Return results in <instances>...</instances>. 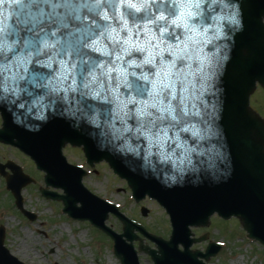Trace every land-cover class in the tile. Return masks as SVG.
Listing matches in <instances>:
<instances>
[{"label":"snow or ice","instance_id":"obj_1","mask_svg":"<svg viewBox=\"0 0 264 264\" xmlns=\"http://www.w3.org/2000/svg\"><path fill=\"white\" fill-rule=\"evenodd\" d=\"M230 2L227 28L236 34L239 44L235 40L225 44L228 51L216 59V69L224 68L221 76L225 82V64L232 65L237 77L247 76L253 48L245 41L253 34H264V13L253 15L249 23L245 17L249 0ZM200 3L201 0H0V133L8 128L2 107L5 103L34 112L39 121L69 128L85 124L103 128L109 142L118 141L122 151L141 157L144 166H152L153 172L164 171L158 164L172 163L173 170L164 180L168 195L180 202L200 203L210 197L231 200L241 209L243 226L255 233L264 224V209L259 213L252 210L246 193L237 186V177L239 164L246 161L245 149L252 132L257 127L264 129V123L248 118L247 126L236 125L229 147L223 95L220 110L213 105L208 111L195 103L199 95L187 79L190 71L180 73V79L175 81L171 74L157 79L161 57H154V64L143 66L149 72L144 78L142 68L129 62L146 53L123 51L129 29L134 30L135 39L145 36V26L151 29L157 38L149 42L153 48L159 40L183 39L176 32L177 24L171 23L173 20L186 26L183 32L195 36ZM130 4L138 7L132 9ZM117 32L120 38L114 39ZM165 54L171 59L170 53ZM186 67L191 69L190 64ZM217 91L222 94L224 89ZM45 109L50 110V115H45ZM217 119L221 121L219 127ZM187 134L194 145L216 139L218 146L212 149L209 170L193 164V154L204 153L198 152L196 146L187 147ZM137 142L139 151L133 147ZM171 255L180 257L182 253L172 249Z\"/></svg>","mask_w":264,"mask_h":264},{"label":"water","instance_id":"obj_2","mask_svg":"<svg viewBox=\"0 0 264 264\" xmlns=\"http://www.w3.org/2000/svg\"><path fill=\"white\" fill-rule=\"evenodd\" d=\"M255 1L260 0H249L245 7L246 22L250 23L253 15L259 14L260 9L255 8L250 3ZM210 25L211 21L209 20L203 28L198 27L197 29L198 32L203 33V35L195 37V40L198 41L196 48L200 50L199 59L194 57L192 60H188L185 58L182 62L177 61V67L186 68V72L190 71L192 73L187 79L192 81V86L195 87L199 95V99L195 101L198 106L206 107L208 111H212V106L216 105L217 111H219L220 97L223 95L228 114V129L225 137L229 147H231L233 129L236 125L245 124L247 126L248 118H251L254 123H263L260 117L249 109L248 99L255 90L256 83L264 88V47L262 42L259 41L264 37V34H253L250 40L245 41L246 43L250 42L253 48V58L247 67V76L237 77L232 71V65L225 64V68H227L225 82V79L221 76L224 68L219 71L216 69V59L228 51L223 47L225 44L231 45L233 40L239 44V39L222 23L220 25L222 33L220 37L207 39L214 31ZM183 31L182 28H176L178 34L183 33ZM121 35L125 34L121 33ZM133 36L135 39V33ZM225 36L231 37V39H225ZM143 38L144 36L141 34V39ZM134 55L139 56L140 54L134 53ZM165 55L167 56V54ZM189 64L191 69L186 67ZM201 83L203 84L202 88ZM220 88L224 89L222 94L217 91ZM2 107L3 115L8 121V128L0 133V142L13 145L28 155L36 163L37 168L46 173V186L61 189L64 192L63 196L56 197L47 193L46 190H41L43 196L61 201L64 207L63 213L71 219L89 221L92 226L110 236L114 241V252L122 264H137L136 254L131 245L126 247L124 240H122L123 237L130 242L136 239L133 236L134 230L141 232L147 239L158 245L159 256H156L154 252L141 244L139 247L141 251L152 257L155 264H202L198 261V258H204L208 261L209 257L215 255L219 248L215 245H209L204 255L197 251H189L191 245L198 240H190L191 234L188 228L190 226L206 225L209 217L214 213L225 220L231 217L237 218L243 230L247 233V238L264 245V224L260 225L255 233H250L239 219L241 209L235 202L212 197L200 203H194L190 200L180 202L176 197L168 195L164 180L166 175L173 170L171 162L158 164V167L164 171L155 173L152 171V166L147 168L144 166V160L141 157L126 150L122 151L118 146V141L112 140L109 142L110 137L103 134L105 132L103 128L98 129L88 124L83 125L81 128H69L68 125L36 120L34 112L27 113L26 109L14 108L7 103ZM44 111L45 115H50V110L45 109ZM18 120L22 123H18ZM71 123V121L68 122V124ZM31 124L39 125V127L33 129L27 126ZM220 124L221 121L217 119L216 126L219 127ZM184 135V133H181L182 137ZM187 135L189 137L186 142L187 147L196 146L198 152L204 153L202 156L193 154V164L209 170V165L213 163L212 149L214 145L218 146L216 139L209 138L194 145L191 135ZM182 142L184 141L182 140ZM67 143L75 147H82L90 165L101 161L107 162L115 174L127 181L136 201H140L146 195L155 199L170 217L172 233L169 242H163L159 238L148 235L142 228L119 215L115 207L86 191L81 185L84 173L78 168L66 165L61 155V150ZM138 144L139 142L133 144V147H137ZM261 146H264V129L257 127L253 130L250 143L245 149L246 161L238 166L237 177V186L246 193V198L251 203L252 210L257 213L264 209V151H261ZM144 147H146V143ZM137 151H139V147H137ZM206 158L208 159L206 160ZM153 160H156L155 156ZM8 168L13 176L8 177L3 173L6 178V188L15 198L17 208L27 215L22 209L20 190L32 181L22 175L18 167L9 164ZM0 169L3 170L4 167L0 166ZM77 204L80 206L77 207ZM109 212L120 219L123 230L121 236H117L105 227L104 223ZM30 219L33 220L34 217L31 216ZM3 241L4 230L0 227V264H21L9 255L3 247ZM179 244L183 247L182 252L177 249ZM172 249L182 253V256L171 255Z\"/></svg>","mask_w":264,"mask_h":264},{"label":"rangeland","instance_id":"obj_3","mask_svg":"<svg viewBox=\"0 0 264 264\" xmlns=\"http://www.w3.org/2000/svg\"><path fill=\"white\" fill-rule=\"evenodd\" d=\"M253 102L264 111L262 90L255 93ZM252 108L256 110L254 105ZM257 112L263 116L262 112ZM65 149L64 155L68 163L88 169L80 150L68 147ZM6 161L21 167L23 173L35 181L21 190L23 209L36 217L34 221H29L15 208L13 199L5 189V181L0 177V226L4 227V247L10 255L22 264H121L113 255L112 242L108 238L92 229L88 223L68 219L61 213L60 203L40 196L39 188L44 187L43 174L35 170L27 157L10 147L0 145V163L4 164ZM90 171L83 179L87 190L116 205L119 213L141 224L146 231L168 239L171 231L168 218L155 202L145 199L136 204L131 199L126 183L114 176L104 164L96 165ZM140 208L148 211L146 217L141 216ZM211 222L206 230H191L195 238L207 232V241L221 244V251L209 264H264V248L247 240L245 232L235 220L222 221L216 218ZM105 224L114 232L121 233V225L112 215ZM23 241L28 248L27 256L17 252ZM145 243H148L149 248L155 249L151 243ZM206 244L194 245L192 249L203 251ZM133 246L137 249L135 241ZM137 258L139 264H153L149 256L143 253H138Z\"/></svg>","mask_w":264,"mask_h":264},{"label":"clouds","instance_id":"obj_4","mask_svg":"<svg viewBox=\"0 0 264 264\" xmlns=\"http://www.w3.org/2000/svg\"><path fill=\"white\" fill-rule=\"evenodd\" d=\"M129 7L136 9L138 5L130 4ZM231 7L232 4L230 0H201V3L197 6V28H203L204 24L210 20V27L214 29L212 35L207 37V39H217L220 37L222 34L220 27L221 23L224 25V27H227V25L230 23L229 12ZM160 18L162 19L163 17ZM171 23L177 24L178 28L183 29L186 27L183 23H177V20H173ZM124 27L128 28V25L125 24ZM133 31V29L128 30L127 37L123 40V51L124 53H129L132 51L146 53V55L142 58H136L129 62L142 68L144 71V78L149 76V72L143 66L145 64H154L153 58L161 57L159 65L156 67V71L159 74L157 79H159L160 76L168 78L171 74L174 78V81L178 80L180 79L179 74L185 72L186 68H178L177 61L184 60L185 58L192 60L199 51V49L196 48L198 41L195 40L196 36H201L199 32H197L195 36H190L188 33L183 32L181 33L183 39L177 37L176 40H159L153 48L149 47V42L156 40L157 38L151 29L145 26L144 31L146 34L143 39H140L139 36H137L136 39H133ZM161 31L165 30L162 29ZM119 38V32H117L114 39ZM165 53H170L171 59L165 56ZM174 69L176 70L174 71Z\"/></svg>","mask_w":264,"mask_h":264},{"label":"bare ground","instance_id":"obj_5","mask_svg":"<svg viewBox=\"0 0 264 264\" xmlns=\"http://www.w3.org/2000/svg\"><path fill=\"white\" fill-rule=\"evenodd\" d=\"M25 241L22 242L21 247L19 250H17L18 253H25V256H27L28 253V248L26 244L24 243Z\"/></svg>","mask_w":264,"mask_h":264},{"label":"flooded vegetation","instance_id":"obj_6","mask_svg":"<svg viewBox=\"0 0 264 264\" xmlns=\"http://www.w3.org/2000/svg\"><path fill=\"white\" fill-rule=\"evenodd\" d=\"M253 105H254V108L256 109V111H260V112H262L263 113V116H264V111L263 110H261L259 107V105L256 103V102H253ZM262 116V117H263ZM264 118V117H263Z\"/></svg>","mask_w":264,"mask_h":264}]
</instances>
